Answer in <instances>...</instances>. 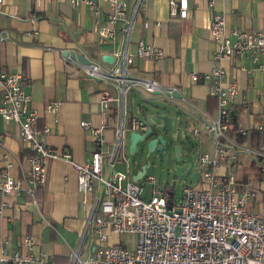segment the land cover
Returning <instances> with one entry per match:
<instances>
[{"label": "crops", "instance_id": "crops-1", "mask_svg": "<svg viewBox=\"0 0 264 264\" xmlns=\"http://www.w3.org/2000/svg\"><path fill=\"white\" fill-rule=\"evenodd\" d=\"M95 1L100 7L97 18L87 4L76 5L71 0L0 2V36L5 37L0 42V72H19L26 77L23 88L30 97V106L38 112L37 128L49 130L43 136L45 142L61 153H69L77 163L88 160L96 148L80 122L99 126L102 97H119L115 83L88 77L82 69L84 64L64 55L65 51L84 54L106 71L118 64L115 53L121 46L123 24L115 25L114 40L101 42L98 27L106 22V4L102 0ZM126 2L130 15L134 0ZM142 2L144 10L132 16L128 52L134 54L136 45L143 42L161 49L164 57L160 60L134 57L129 70L134 76L156 81L161 90L172 89L182 97L181 101H173L183 107L178 129L185 130L187 137L177 145L185 147L192 136L202 151L199 155H212L214 145L209 134L201 132L196 136L192 130L216 116V99L209 95L207 85L191 82L189 75L209 72L215 66L213 56L217 45L211 39L208 24L212 15L221 16L226 35L235 28L254 29L259 27L262 18L261 3L258 0H214L210 7L208 0H191L189 16L172 20L168 0ZM103 55L113 56V64L103 62ZM259 62L264 65V57ZM219 64L225 69L222 82L238 88L233 128L239 127L245 134L235 137L237 143L252 149L261 148L264 153V69L249 57L223 59ZM143 94L141 89L127 91L123 114L119 113L116 103H108L102 134L105 142L101 145L105 178L117 173L113 172L114 166L122 161L118 156L110 161L120 128L128 137L131 119L145 121V115L153 113L152 110L144 113L141 106H163L162 101H144L147 97ZM52 101L59 103L54 114L46 109L47 103ZM27 155L17 125L5 122L0 116V175L4 172L15 179L22 177L23 170L28 168ZM259 168L253 157L239 152L234 167L222 163L216 170L217 174L232 173L238 191H250L249 209L255 212L264 210V172ZM75 175L72 165L49 161L45 181L34 190L33 196L22 191L7 196L0 192V254L2 250L28 252L22 245L26 235L34 241L31 251L45 253L55 264H68L71 251L76 248L81 257L92 254L88 215L95 192L82 194ZM195 181H199V175ZM135 240L134 235L110 234L108 242H118L132 249Z\"/></svg>", "mask_w": 264, "mask_h": 264}, {"label": "built area", "instance_id": "built-area-1", "mask_svg": "<svg viewBox=\"0 0 264 264\" xmlns=\"http://www.w3.org/2000/svg\"><path fill=\"white\" fill-rule=\"evenodd\" d=\"M102 1L106 4L107 19L98 27L100 41L115 39V25L118 22L123 24V35L120 49L115 53L119 62L114 68L103 70L93 60L82 68L88 77L111 81L119 89L118 98L102 97V121L99 126L87 121L80 122L81 128L93 139L95 150L88 160L77 163L69 153H61L48 145L43 136L49 130L37 128L38 112L30 106V97L23 88L26 77L19 72H0V116L5 122L17 125L23 148L28 152L25 158L28 168L23 170L22 177L15 179L4 172L0 175L1 194L7 196L22 191L33 196L34 190L45 181L46 163L59 160L72 165L80 192L85 195L95 192V197L88 215L92 254L84 258L80 256L79 248L73 249L68 264H264V210L255 212L249 209L250 191H238L232 173H216L222 163L234 167L239 152L253 157L264 172L261 148L244 147L235 139L245 134V130L233 128V106L238 88L235 84L225 85L222 82L225 69L219 64L223 59L249 57L264 69L259 62L264 57V0H258L262 6V18L259 27L254 29L235 28L226 35L221 16L212 15L208 24L211 39L217 45L213 56L215 66L209 72L190 73L189 78L193 83L207 85L209 95L216 99V116L192 130L196 136L201 132L209 134L214 153L197 157L200 183L197 188L183 187L178 200L167 188L169 193L152 195L148 201L141 198V185L128 180V159L122 150L125 130L122 127L117 132L110 161L118 156L126 162L127 171L117 172L110 178L102 175V161L105 158L101 151V145L105 142L102 134L106 127L109 102L116 103L119 113L123 114V100L127 91L141 89L153 94L161 90L156 81L134 76L130 72L134 57L160 60L164 53L143 42L136 45L134 54L128 52L132 16L144 10L142 0H134L130 15L126 0ZM190 1L168 0L169 17L172 20L187 18ZM213 1L208 0L210 7ZM71 2L76 5L85 3L95 18L99 16L100 7L95 0ZM4 39L0 36V42ZM58 106V102L52 101L47 103L46 109L54 114ZM146 128L145 121L133 118L128 130L137 133L144 132ZM255 128L260 130L258 126ZM171 136L178 142L186 139L187 133L177 129L171 132ZM147 181L155 183L151 177H147ZM110 234L134 235V248L108 242ZM22 243L29 249L28 252L2 250L0 264H55L45 253L34 254L31 251L34 241L29 235L24 237Z\"/></svg>", "mask_w": 264, "mask_h": 264}, {"label": "rangeland", "instance_id": "rangeland-1", "mask_svg": "<svg viewBox=\"0 0 264 264\" xmlns=\"http://www.w3.org/2000/svg\"><path fill=\"white\" fill-rule=\"evenodd\" d=\"M143 95L147 98L151 96V94L146 92H144ZM174 126L175 130H177L179 128V122L175 121ZM164 135L165 139L169 142L165 145L164 151H154L149 155H147L146 148L143 147L141 142L138 143L137 150L133 154H129V140L127 134L122 141V150L128 159L126 160L129 168V173H127L128 179L132 180V177L138 172L137 170L141 165H147L144 176L136 181V183L142 187L141 198L145 201L150 200L152 195L163 194L166 187L172 191L174 199L178 200L182 195L183 187L197 188L199 186L198 184H200L199 181L193 183L190 180L191 175L199 170L197 157L202 151H200L198 141L190 136L189 141L185 142L186 146L183 147L181 145L180 160L177 161L174 154V146L177 142L172 141L171 133H166ZM133 160H136L135 164L133 163ZM184 163H190L189 171L183 175L175 176V165ZM126 171V162H116L113 172L126 173ZM147 177L153 178L155 183L152 184L147 181ZM124 184L125 181H123L122 185L124 186Z\"/></svg>", "mask_w": 264, "mask_h": 264}, {"label": "water", "instance_id": "water-1", "mask_svg": "<svg viewBox=\"0 0 264 264\" xmlns=\"http://www.w3.org/2000/svg\"><path fill=\"white\" fill-rule=\"evenodd\" d=\"M120 49V47L118 48ZM64 55L72 60L79 61L84 65H88L91 61L84 54H77L74 51H65ZM102 61L107 64H113L114 57L111 55H103ZM100 80V79H97ZM151 98L143 99L146 102H155L162 101L163 106L160 104L150 105V106H141V109L144 113L153 111V113L146 114L144 117L147 128L144 132H134L130 131L128 133L129 140V154H133L137 150V145L139 142L143 144V147L146 148L147 155L151 154L154 151L162 152L164 151L165 145L169 142L165 139L166 133H171L175 130L174 122L180 120L181 111L183 107L179 103L173 101V99L181 101L182 97L177 95L172 89L160 90L155 92ZM125 133V132H124ZM125 136V134H123ZM172 141L173 138L171 136ZM176 142V141H174ZM180 145L174 146V154L177 161L180 159ZM133 163H136V160H133ZM147 169V165H141L139 171L132 177V182H136L141 179ZM190 169V163L176 164L174 167L175 176L183 175ZM198 176V172H195L191 175L190 180L194 182L195 177Z\"/></svg>", "mask_w": 264, "mask_h": 264}, {"label": "trees", "instance_id": "trees-1", "mask_svg": "<svg viewBox=\"0 0 264 264\" xmlns=\"http://www.w3.org/2000/svg\"><path fill=\"white\" fill-rule=\"evenodd\" d=\"M167 193H169V191H168V189H167V187L164 189V191H163V194H167ZM171 195H173V193H171Z\"/></svg>", "mask_w": 264, "mask_h": 264}]
</instances>
